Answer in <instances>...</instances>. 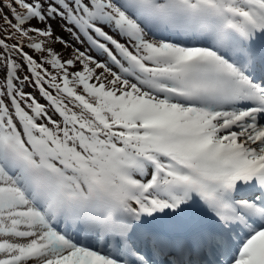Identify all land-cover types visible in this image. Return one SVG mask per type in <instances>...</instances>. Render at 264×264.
I'll list each match as a JSON object with an SVG mask.
<instances>
[{"label":"snow or ice","instance_id":"snow-or-ice-1","mask_svg":"<svg viewBox=\"0 0 264 264\" xmlns=\"http://www.w3.org/2000/svg\"><path fill=\"white\" fill-rule=\"evenodd\" d=\"M0 21V264H264V0Z\"/></svg>","mask_w":264,"mask_h":264},{"label":"rangeland","instance_id":"rangeland-1","mask_svg":"<svg viewBox=\"0 0 264 264\" xmlns=\"http://www.w3.org/2000/svg\"><path fill=\"white\" fill-rule=\"evenodd\" d=\"M6 11V10H5ZM33 25L37 26V27H43V24H39L37 23V21L33 20L32 21ZM52 27L56 33V35H59V36H63L65 39H68V34L66 31H64L61 27V25L57 24L55 21L52 22ZM79 46V45H77ZM53 47L56 48L57 51H60L62 49V46L60 44H54ZM27 51V49H25ZM70 51V49L68 50ZM68 52L66 51L65 52V56H67Z\"/></svg>","mask_w":264,"mask_h":264}]
</instances>
